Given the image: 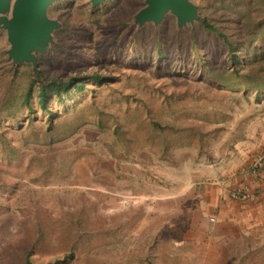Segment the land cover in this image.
<instances>
[{
  "label": "rangeland",
  "instance_id": "1",
  "mask_svg": "<svg viewBox=\"0 0 264 264\" xmlns=\"http://www.w3.org/2000/svg\"><path fill=\"white\" fill-rule=\"evenodd\" d=\"M189 1L198 19L179 27L170 12L157 24L138 25L134 16L145 0H55L47 17L60 24L45 51L34 53L38 73L31 63L12 62L0 28V264H25L28 253L30 264H191L174 244L180 225H171L170 199L156 196L174 171L184 178L231 150L248 133L252 109L264 111V88L244 85L232 72L264 75V0ZM204 18L233 45L235 65L225 40L201 25ZM27 71L39 82L85 78V89L49 106L62 114L76 108L89 122L49 146L38 107L9 117L4 100ZM95 72L107 76L105 85L90 81ZM93 107L114 115L103 129L92 122ZM114 121L128 147L113 136ZM150 121L176 130L151 132ZM162 142L169 145L166 160ZM82 157L93 172L112 161L128 176L118 188L132 197L111 194L117 189L110 177L95 178V189L70 186ZM230 259L264 264L260 256Z\"/></svg>",
  "mask_w": 264,
  "mask_h": 264
},
{
  "label": "crops",
  "instance_id": "2",
  "mask_svg": "<svg viewBox=\"0 0 264 264\" xmlns=\"http://www.w3.org/2000/svg\"><path fill=\"white\" fill-rule=\"evenodd\" d=\"M250 123L248 133L231 150L200 169L186 170L184 178L174 171L156 196L170 199L171 225H180L174 244L191 264H230L233 256L249 255L264 261V161L257 176L241 172L264 152V111L252 109ZM111 162L101 161L98 171L93 172L88 159L80 158L75 162L70 186L95 189V178L110 177L117 189L111 194L132 197L123 190L125 187L118 188L128 176L115 170ZM235 189H244L246 197L232 199L229 194Z\"/></svg>",
  "mask_w": 264,
  "mask_h": 264
},
{
  "label": "trees",
  "instance_id": "3",
  "mask_svg": "<svg viewBox=\"0 0 264 264\" xmlns=\"http://www.w3.org/2000/svg\"><path fill=\"white\" fill-rule=\"evenodd\" d=\"M201 25L206 30L213 31L214 33L222 37L223 40H225L226 44L229 47L230 61L233 65H235L237 63V55L235 54V49L227 39L225 33L221 32L218 29V27L213 26L206 18H204L201 21ZM18 68H19L18 66H14V70L16 71L18 70ZM232 72L234 74L236 73L237 76L242 77V81L244 85H247L252 82L254 83L253 85L254 87H256V89L264 88V75H257L256 72H250V71H248L249 73H240L236 69H234V67L232 69ZM18 79L21 80L22 84L20 83L15 90L10 91L7 94L3 103L4 109L2 110L9 111V115H10L9 117H12L16 115V112H18L21 109H24L25 114H28V116H30V114H33L37 111L36 107H38L39 110L44 113L43 115L44 116L43 122L45 124V128L43 129L45 133L44 141H43L44 144L53 146L55 143L65 141L66 139L76 134L81 126L89 122L87 119H84L79 113H77L76 108H72L71 109L72 112L69 111V113L75 114L74 118L69 120L70 118L69 113H63V114L61 112L59 113L58 111L52 110L49 106L52 101H54L57 104H62L66 100L71 99V95L74 92L85 89L86 86L85 78L69 77L63 79L60 77H52L47 79L44 76L43 81L39 82L34 79L30 71H27V74L24 77L21 76ZM107 80H108L107 76H104L96 72L90 76V81L93 82L94 84H98V86L105 85ZM92 110H93L92 115H95V119H93L92 122L94 123L96 128L98 127L99 129L104 128V124H105V120L107 119V116H110L112 118L114 116L113 114L106 113L101 108L99 109L93 107ZM65 115L67 117L66 120L63 119ZM33 119L34 118L28 117L27 122H29V124L36 126L37 123H34ZM141 124H142L141 122H138L137 126L140 128ZM149 124H150V129L153 130L151 132L158 131L161 134H163L166 130L170 132L176 130L169 125L162 126L157 121H150ZM128 126L129 125L127 124V127ZM111 131L113 136L115 138H118L120 141H122L123 144L126 145L127 147L131 144L129 140L125 138V132L123 131L119 123L115 122L113 127L111 128ZM151 140H153L151 135L146 138V141H151ZM168 146L169 145L166 142H162L159 148V150L162 152V155L160 154V157L164 160H166L164 154L167 153L166 150ZM84 235L88 236V234H84ZM28 255L25 257V264H30V259L28 258Z\"/></svg>",
  "mask_w": 264,
  "mask_h": 264
},
{
  "label": "water",
  "instance_id": "4",
  "mask_svg": "<svg viewBox=\"0 0 264 264\" xmlns=\"http://www.w3.org/2000/svg\"><path fill=\"white\" fill-rule=\"evenodd\" d=\"M55 0H0V28L5 29L10 44L8 56L13 63H31L38 73L35 52L43 53L51 42V32L59 22L47 17V8ZM104 0H90L98 5ZM143 7L134 16L141 25L146 21L157 24L165 13H172L177 25L183 26L198 19L197 8L189 0H145ZM10 9V15L7 12Z\"/></svg>",
  "mask_w": 264,
  "mask_h": 264
},
{
  "label": "built area",
  "instance_id": "5",
  "mask_svg": "<svg viewBox=\"0 0 264 264\" xmlns=\"http://www.w3.org/2000/svg\"><path fill=\"white\" fill-rule=\"evenodd\" d=\"M263 161H264V152L258 157H255L252 160V162L249 164V166L246 169L241 171L242 174H245V175L250 174V175L257 176L261 170ZM229 196L232 199H243L246 197V192L244 189H235L230 192ZM210 220L213 221L214 218L211 217Z\"/></svg>",
  "mask_w": 264,
  "mask_h": 264
}]
</instances>
